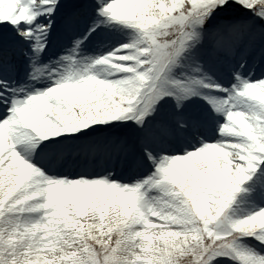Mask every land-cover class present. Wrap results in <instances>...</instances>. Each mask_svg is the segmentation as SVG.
Returning a JSON list of instances; mask_svg holds the SVG:
<instances>
[{
  "label": "snow or ice",
  "instance_id": "1",
  "mask_svg": "<svg viewBox=\"0 0 264 264\" xmlns=\"http://www.w3.org/2000/svg\"><path fill=\"white\" fill-rule=\"evenodd\" d=\"M241 196L264 0H0V264H264Z\"/></svg>",
  "mask_w": 264,
  "mask_h": 264
},
{
  "label": "rangeland",
  "instance_id": "2",
  "mask_svg": "<svg viewBox=\"0 0 264 264\" xmlns=\"http://www.w3.org/2000/svg\"><path fill=\"white\" fill-rule=\"evenodd\" d=\"M128 39H129V34L126 31L125 35H122V36L118 35V38L113 41V44H114V46L118 47L120 42H127ZM213 115H215V114L213 113ZM218 119L220 120L221 125L225 122L224 116H220V117H218ZM260 208H264V202L252 201L250 199H247V198L241 196L237 200L236 204H234L231 214L234 217H243V216H246L247 214L254 212L255 210H258ZM245 243L248 247L255 248L257 251L264 250V245H259L258 241L246 240ZM227 264H234V262L228 261Z\"/></svg>",
  "mask_w": 264,
  "mask_h": 264
}]
</instances>
